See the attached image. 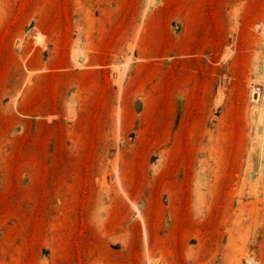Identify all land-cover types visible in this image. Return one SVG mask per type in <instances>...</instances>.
Segmentation results:
<instances>
[{
    "label": "rangeland",
    "instance_id": "374dc122",
    "mask_svg": "<svg viewBox=\"0 0 264 264\" xmlns=\"http://www.w3.org/2000/svg\"><path fill=\"white\" fill-rule=\"evenodd\" d=\"M263 112L264 0H0V264H264Z\"/></svg>",
    "mask_w": 264,
    "mask_h": 264
},
{
    "label": "bare ground",
    "instance_id": "6f19581e",
    "mask_svg": "<svg viewBox=\"0 0 264 264\" xmlns=\"http://www.w3.org/2000/svg\"><path fill=\"white\" fill-rule=\"evenodd\" d=\"M251 93L254 94V99L257 100V102H259L260 100L263 99L262 94L259 92V90L257 88L253 87L251 89ZM254 103H256V102H254ZM262 119H264V112H263ZM261 132L264 133V120H263V123L261 125ZM252 264H253V262H252Z\"/></svg>",
    "mask_w": 264,
    "mask_h": 264
}]
</instances>
